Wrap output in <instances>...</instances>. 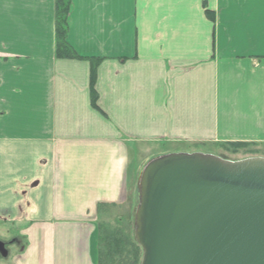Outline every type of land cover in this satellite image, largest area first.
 I'll list each match as a JSON object with an SVG mask.
<instances>
[{
  "label": "crops",
  "instance_id": "1",
  "mask_svg": "<svg viewBox=\"0 0 264 264\" xmlns=\"http://www.w3.org/2000/svg\"><path fill=\"white\" fill-rule=\"evenodd\" d=\"M57 1L0 0V264H98L150 159L264 144V0H71L80 59Z\"/></svg>",
  "mask_w": 264,
  "mask_h": 264
},
{
  "label": "water",
  "instance_id": "2",
  "mask_svg": "<svg viewBox=\"0 0 264 264\" xmlns=\"http://www.w3.org/2000/svg\"><path fill=\"white\" fill-rule=\"evenodd\" d=\"M138 193L141 264H264V158L158 157L141 172ZM8 256L0 240V258Z\"/></svg>",
  "mask_w": 264,
  "mask_h": 264
},
{
  "label": "trees",
  "instance_id": "3",
  "mask_svg": "<svg viewBox=\"0 0 264 264\" xmlns=\"http://www.w3.org/2000/svg\"><path fill=\"white\" fill-rule=\"evenodd\" d=\"M71 0H58L55 13L56 54L58 58L80 59L67 43L69 31V15ZM97 63H92L91 99L92 106L99 110L98 94L95 90ZM254 144L233 143L220 144L224 147H248ZM109 207L100 206V221L98 222V264H141L143 251L134 238V223L129 216L108 213ZM114 217V218H113ZM112 218V219H111ZM114 223V224H112Z\"/></svg>",
  "mask_w": 264,
  "mask_h": 264
},
{
  "label": "rangeland",
  "instance_id": "4",
  "mask_svg": "<svg viewBox=\"0 0 264 264\" xmlns=\"http://www.w3.org/2000/svg\"><path fill=\"white\" fill-rule=\"evenodd\" d=\"M182 148L184 147H181V149ZM197 149L201 151L205 150V152L207 153H211L222 159L232 162H237L252 158H264V144H254L253 146L242 147V148H236V147L233 148V147H224V146L222 147L220 145H214V146H207L202 149L201 148H197ZM145 160L146 159H142V161ZM138 198H139L138 186H135L134 192L128 204H126V206H124L120 210L118 209L108 210V213L110 212L111 214L114 213L113 215L117 213L120 216L129 215L130 221L132 222L134 220L135 211L139 203ZM0 240L7 245V250L9 252V255L12 256L16 251L15 245L9 239H3L0 237Z\"/></svg>",
  "mask_w": 264,
  "mask_h": 264
}]
</instances>
